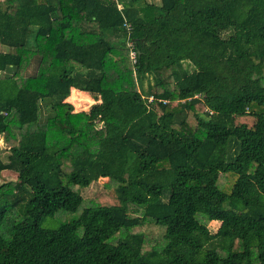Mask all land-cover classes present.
I'll use <instances>...</instances> for the list:
<instances>
[{
    "label": "trees",
    "instance_id": "16d2710c",
    "mask_svg": "<svg viewBox=\"0 0 264 264\" xmlns=\"http://www.w3.org/2000/svg\"><path fill=\"white\" fill-rule=\"evenodd\" d=\"M0 138V264H264V0H0Z\"/></svg>",
    "mask_w": 264,
    "mask_h": 264
},
{
    "label": "rangeland",
    "instance_id": "374dc122",
    "mask_svg": "<svg viewBox=\"0 0 264 264\" xmlns=\"http://www.w3.org/2000/svg\"><path fill=\"white\" fill-rule=\"evenodd\" d=\"M68 100H69V102H71L75 105V109L79 112L81 110H88L90 108V105L94 103L93 99L88 94H84V93L77 92V91H75L74 94L71 93V96L69 97ZM8 155H9V151L7 150L6 143L3 140V143L0 144V157L4 161H6ZM16 179H17L16 173H14L12 171H5L0 176V184L7 182V181H11V180H16ZM103 184H104L103 181L93 183L89 188H86L85 190H83L82 194L86 197L96 196L103 191ZM48 223H50L51 226L55 225V223L52 221H50ZM219 226H220V224L217 222L210 224V228L213 231H216Z\"/></svg>",
    "mask_w": 264,
    "mask_h": 264
},
{
    "label": "built area",
    "instance_id": "2783aa9c",
    "mask_svg": "<svg viewBox=\"0 0 264 264\" xmlns=\"http://www.w3.org/2000/svg\"><path fill=\"white\" fill-rule=\"evenodd\" d=\"M129 47L131 49V59L134 63L137 62V51L134 49L133 43H129Z\"/></svg>",
    "mask_w": 264,
    "mask_h": 264
},
{
    "label": "clouds",
    "instance_id": "9594fccd",
    "mask_svg": "<svg viewBox=\"0 0 264 264\" xmlns=\"http://www.w3.org/2000/svg\"><path fill=\"white\" fill-rule=\"evenodd\" d=\"M3 143V140H2V138H0V144H2Z\"/></svg>",
    "mask_w": 264,
    "mask_h": 264
},
{
    "label": "crops",
    "instance_id": "0c3cea01",
    "mask_svg": "<svg viewBox=\"0 0 264 264\" xmlns=\"http://www.w3.org/2000/svg\"><path fill=\"white\" fill-rule=\"evenodd\" d=\"M75 91H76V90H73V91H72V94H74Z\"/></svg>",
    "mask_w": 264,
    "mask_h": 264
}]
</instances>
